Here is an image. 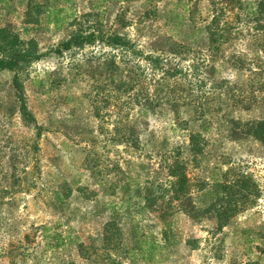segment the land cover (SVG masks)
<instances>
[{
	"label": "trees",
	"instance_id": "16d2710c",
	"mask_svg": "<svg viewBox=\"0 0 264 264\" xmlns=\"http://www.w3.org/2000/svg\"><path fill=\"white\" fill-rule=\"evenodd\" d=\"M14 1L22 30L51 26L63 37L41 51L11 22L0 25V72L9 74L0 121L16 115L33 131L28 151H37L44 128L28 108L22 72L49 54L95 47L80 62L48 71V82L58 85L64 68L90 72L98 125L83 137L85 129L70 126L82 139L74 145L90 177L61 179L49 190L45 204L54 219L32 228L48 257L15 253L7 264H55V258L58 264H157L178 243L176 214L190 223L208 221L214 234L252 205L258 192L251 177L217 163L233 162L243 143L264 154V0H143L131 17L126 12L134 0H85L82 10L76 0H0V9L14 13ZM217 65L232 71V82L216 77ZM9 135L0 143V206L33 186L24 182L32 174L24 169L26 154L10 146ZM68 198L91 208L76 204L83 209L69 212ZM97 215L103 216L99 227L82 240L70 220ZM253 234L238 231L243 253L228 264H264V256H254ZM22 236L28 241L27 232ZM188 237L181 243L194 248L197 240Z\"/></svg>",
	"mask_w": 264,
	"mask_h": 264
},
{
	"label": "rangeland",
	"instance_id": "374dc122",
	"mask_svg": "<svg viewBox=\"0 0 264 264\" xmlns=\"http://www.w3.org/2000/svg\"><path fill=\"white\" fill-rule=\"evenodd\" d=\"M142 2L143 0L130 2V10L128 9L126 16L131 17L132 10L140 9L139 4L141 5ZM84 3L85 0H76L75 6L78 7V10H82L86 8ZM14 6L16 7L14 13H6L0 9V25L7 21L11 22L23 39L34 38L41 51L54 47L63 37V32L53 30L51 26L39 25L34 30H22L20 27L21 7L15 1ZM111 9L112 12L115 11V7H111ZM107 13L111 14L110 11ZM132 31L131 28H128L130 37ZM92 49L95 50V47L71 50L64 52L61 57L49 54L32 62L22 72L28 108L34 115L35 121L44 128L41 130V135L35 139L38 146L37 151L33 154L28 151L27 144L34 138L33 131L24 126L16 115L10 118L9 123L0 121V143H2V136L10 134L12 140L10 146L18 145L19 149L26 154L27 163L24 164V169L32 173L27 174L24 182L33 183V186L29 185L26 191L16 193L13 203H4L0 206V264H7L10 255L15 253H22L24 256L35 253L36 256L41 255L42 258L48 257L49 252L42 249L39 233L34 234L32 228L54 219L53 213L45 204L49 198V190L61 179L69 181L73 178L86 182L90 177L89 171L81 162L82 153L76 150L78 145H74L76 144L75 140L82 139L78 133L71 130L70 126L76 124L85 129L81 133L82 137L89 135L86 130L94 132L96 129L98 120L92 115L91 102L89 101L98 98L94 96V88L91 86L95 80L89 75L90 72H83L80 75L76 68H71L68 71L64 68L60 71L59 84L50 87L48 79L51 75L48 71L58 67L59 64L66 66L69 62H80L83 56L94 52L90 51ZM139 62L142 60L140 59ZM185 63L186 61H181V64ZM217 66L216 77H222L232 82L235 78L232 71ZM45 71H47L46 74H44ZM261 77L264 78V74ZM8 78L7 72H0V99L9 96L5 86ZM105 110L110 111L111 109L108 107ZM154 123L155 121L151 119V125ZM78 144H83V141ZM226 148L228 145L224 146V149ZM258 149L254 143L246 145L243 143L241 146L235 147V150L239 152L234 155L233 162L228 165L217 163L221 170L234 164V170L242 171L251 177L258 192L252 205L245 211L238 212L222 231L214 234L207 231L208 221L190 223L183 214H176L174 228L177 232L178 243L170 247L168 258L157 264H228V259L232 254L243 253L242 244L236 236L238 231L245 227L254 231L253 239L255 241L252 242L253 244L257 243L258 246V249L254 251V256L257 254L264 256V154H261ZM208 173H211L210 167L207 172H204V175L207 176ZM76 204H83L84 207L88 205V208H91V203H78V199L68 198L67 210L72 212L77 210L76 206L81 207ZM102 220L103 216L97 215L94 220L81 221L74 218L70 220V223L80 234L81 239L87 241L85 237L93 236ZM60 222H63V219ZM126 226L123 228L126 229ZM25 232L29 234L28 241H24L22 238ZM186 236L197 240L194 248H189L181 243ZM70 252L72 251L66 250L65 254ZM243 258H245L244 255ZM18 262L19 260L16 259V263ZM26 262H29V259ZM54 263H59L58 258H55Z\"/></svg>",
	"mask_w": 264,
	"mask_h": 264
}]
</instances>
